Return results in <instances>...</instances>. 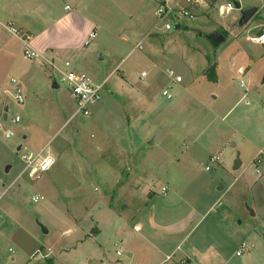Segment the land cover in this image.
Listing matches in <instances>:
<instances>
[{
	"label": "rangeland",
	"instance_id": "obj_1",
	"mask_svg": "<svg viewBox=\"0 0 264 264\" xmlns=\"http://www.w3.org/2000/svg\"><path fill=\"white\" fill-rule=\"evenodd\" d=\"M227 1L234 8L221 16L218 6ZM252 1L209 0L210 6H202L194 19L166 31L157 25L156 0H81L78 10L94 20L95 37L70 67L104 84L99 105L107 98L116 101L111 90L119 97L121 104L101 115L93 112L96 104L90 105V115H72L75 100L63 82L58 88L41 86L37 97L23 88V101L18 102L13 84L1 85L5 65H0V264H157L167 254L164 264H175L180 254L176 243L186 234L190 243L206 227L208 243L218 245L225 255L253 251L254 229L264 245V229L258 226L264 217L251 215L247 202L252 193L243 184L247 177L252 182L262 179L251 157L260 148L264 151V45L246 40L262 31L261 25L264 28V0L251 5L259 7L258 13L245 24H240V9L235 7V2L243 9ZM65 2L35 0L34 6L45 5L57 13ZM15 11L22 15L21 6ZM37 11L35 15L41 13ZM53 16L46 15L45 22ZM219 30L225 35L216 45L210 35ZM1 32L0 39H7ZM54 63L66 67L64 61ZM212 64L215 80L206 76ZM168 68L182 77L172 84L169 99L161 94L170 82ZM141 71L147 72L145 78H140ZM49 80L51 84V75ZM134 90L145 92L139 99L142 112L137 126L132 123V135L120 138L116 129L137 117V106L133 110L123 98ZM244 109L248 124H241V117L236 121ZM236 125L241 133L233 130ZM7 131L13 135L5 137ZM216 132L223 141L211 147ZM44 141L56 157L53 166L37 179L24 172L10 186L24 168L21 155L37 152ZM235 142L237 146H231ZM250 142L258 147L253 150ZM237 154L243 164L235 169ZM216 155L219 159L211 163ZM163 184L168 188L164 195ZM35 194L39 198L34 202ZM189 201L198 215L180 234L162 229L149 235L148 227H135L148 206L150 213L164 210L162 225L177 223L178 217L190 212ZM234 226L241 231L236 237L231 236ZM17 227L40 246L31 255L12 240Z\"/></svg>",
	"mask_w": 264,
	"mask_h": 264
},
{
	"label": "crops",
	"instance_id": "obj_2",
	"mask_svg": "<svg viewBox=\"0 0 264 264\" xmlns=\"http://www.w3.org/2000/svg\"><path fill=\"white\" fill-rule=\"evenodd\" d=\"M17 1L18 0H10L9 2L4 4V1L0 0V34H2L1 31L4 30V34H7L8 36L5 40L4 38L0 39V65H5V74L1 85L4 86L9 81L11 84H13L14 88V84L17 83V86L20 87V89L25 88L27 92L37 97L39 95L38 93L41 89V86L43 85L48 86L49 88L59 87V85L58 87H52V83L50 84L49 77L50 75L52 76L53 72L51 66L48 63V60H53L57 63H60L65 60H69L70 62H72L73 58L79 57L81 55V51L84 50L83 48L87 46L86 44H84L85 39L87 38L89 32L95 29V22L89 16L78 10L79 2L81 0H74L73 3L69 2L70 0H63L64 2H66L64 3L62 9L59 10L57 13H53L51 8L45 5L42 7L38 5L34 6L35 0H19V3H17ZM46 1L48 3L50 2V0H44V3H47ZM252 3L253 4L248 3L245 7L247 8L251 7V5H257L255 4V0H253ZM65 4H70L72 6V9H65ZM19 6H21L22 15L24 16L19 15L15 11L19 9ZM38 9H41V13L35 15L36 12H38ZM258 9L259 7L256 6V12L254 13V15L258 13ZM46 15L54 16L49 21L45 22V18H48L46 17ZM11 27L16 29L18 31V34L11 32ZM259 28H262V31H264L262 25ZM22 34L28 35L29 40L27 41L30 42V44L35 50L39 51L42 54V57L29 59L24 56ZM246 40L250 41L249 36H246ZM2 59L5 60L6 64L3 63ZM47 66L50 68V71H48ZM241 70L242 67L238 66L237 71L240 72ZM11 79H15L16 82H11ZM240 86L243 87L242 80H240ZM6 91V88L2 89L3 93ZM143 93L145 92H137L134 90L125 94L126 97H123L126 102V106L128 105V101L131 102V105L129 104V106L130 108H133V110L137 106L138 109L137 111H135L134 114V116L137 115V117H133V122L131 120V123L129 122V124L122 123V125L119 126V129H116V131H118V134L116 136H119L120 138H127L129 136L128 132L130 133V135H132L131 133L134 131L133 124L135 127L137 126V120L142 112V109L140 108V102L142 101L139 99L143 97ZM115 94L116 93L113 90L110 91V95L114 97L116 101L111 98H107V102H102V104L100 105L99 102L94 103L96 105L93 107V112H96V115H101L107 110L114 111V109H116V105H118L119 103L121 104V102L118 101L119 97H117ZM242 97L243 95H241V97L235 103H232V105L225 112V114L221 116V121L224 120V117L230 112V110L235 105L238 104ZM213 98L214 100H216L217 96L215 95L213 96ZM262 110H264V106L262 107ZM211 111L214 116H219L217 110L212 109ZM74 113L75 112H73L72 115H75ZM246 113L247 110L244 109V111L241 112V114L244 116L239 114V116L236 118V121H238V119L241 117V124H248L249 117L245 116ZM4 117L6 116L4 115ZM24 127L27 126L24 125ZM233 130H238L237 132L241 133L237 125L233 128ZM108 139L113 140V142H117L116 138L110 137V135H108ZM222 141L223 136L216 132L212 134L210 144L208 145H210L211 147L217 146L219 145V143H222ZM250 143H252L253 145V150L258 147L257 144H255L254 142ZM116 144H119L120 146V143L117 142ZM210 146H208V148ZM231 146H237L236 142L232 143ZM262 147H264V144L262 145ZM40 150H48L49 153L55 157L52 150L48 147L47 141H44L40 145L38 151ZM251 160L257 162V167L255 170L262 179L252 182V180L247 177V179L245 178V180L243 181V184L245 187L249 188V191H251L252 193L251 202H247L248 207H252L253 213H251V215L254 216L258 214V216H261L262 219V217H264V151L260 148L259 153L253 154ZM242 164L243 160L240 161L238 167H240ZM22 175V172H19L16 178L10 183V186H12L15 181ZM164 185L165 184H163L162 186ZM230 186L233 185L230 184ZM167 191L168 188L165 194L167 193ZM173 195L174 197H177V195ZM171 196L172 195H170L169 197ZM164 202L168 203V201ZM189 204L190 212L188 211L189 213L187 212L184 215L178 217L179 221L170 225H162L160 222L162 218L160 216V213L162 214L164 210H152V213H150V208L148 206L147 212L146 210L144 211L142 216L135 223V227L141 225L144 229L145 227H148L150 231H152L151 233H149V235H155L156 232L161 233L163 232L162 229H166L165 231H168L167 234H180L183 231V226L188 227L191 224L192 219L196 215H198L199 210L195 209L193 201H189ZM212 205H210V208H213ZM210 208H206L205 211L208 212V209ZM258 226L260 229H264V220H262V222L259 223ZM206 228L202 235L193 239V241H191L190 243H186L188 234H186L182 239H180L178 243H176L175 249L179 250L180 254L175 264H264V245H261V242H259L257 237H255V229L253 230L254 232H250V238H254L255 240H257L256 248L253 251H249L248 248L244 252V255L243 252L238 254V250H235V253H232L230 255H225L219 249L218 245L216 248H214L212 244L208 243V229ZM231 230L233 232L232 234H235L231 235L232 237H236L237 234L241 232L240 227L237 226L231 227ZM13 233L11 234L12 240H14L15 242L18 241L21 246L26 248L29 255H31L36 248L40 247H37L38 243H36V239H34L30 234H28V232L20 228L18 229L17 227ZM229 234L231 233L229 232ZM262 235L264 237V232H262ZM146 242L150 245L148 247H151L156 252H159L155 248V246L151 244V242ZM242 245L246 246L247 243L243 242ZM250 246H253V243H251ZM169 256L170 254L165 255V261H163L162 263L157 262V264H164V262L167 261V258Z\"/></svg>",
	"mask_w": 264,
	"mask_h": 264
},
{
	"label": "built area",
	"instance_id": "obj_3",
	"mask_svg": "<svg viewBox=\"0 0 264 264\" xmlns=\"http://www.w3.org/2000/svg\"><path fill=\"white\" fill-rule=\"evenodd\" d=\"M157 7L154 10L155 16L158 18L159 28L170 31L174 29L175 24H179L181 28L184 21H189L195 18L196 14L201 11L202 6H210L209 0H156ZM65 9H72L70 4H65ZM234 8L232 2L227 1L226 4H221L218 6L219 14L225 15L231 9ZM179 28V29H180ZM10 31L18 34V31L14 28H10ZM23 35V34H22ZM20 35V36H22ZM95 37V31H90L87 38L84 41V44L88 45L91 38ZM250 41L264 45V31L258 32L257 35L249 36ZM28 35L22 36L23 42V54L26 58L34 59L42 57V54L35 50L30 44ZM139 45V44H137ZM136 45V46H137ZM49 65L52 69V77L56 82H63L67 88L70 90L71 95L73 96L76 104L75 113H82L83 115L90 114V105L97 103L101 100L103 83H94L87 75L80 74L73 69H71V62L69 60L64 61L65 68H60L55 65L53 60H48ZM167 77L170 79V82L161 90V94L166 98H172L170 89L173 83H179L182 81V77L177 74L172 68L166 70ZM147 76L146 71H141L140 78H145ZM11 82H16L15 79H11ZM14 96L18 102L23 101L21 95V89L17 86V83L14 84ZM19 117L16 116L14 121H18ZM13 135L12 131H7L5 137ZM24 161V168L21 171L22 174L27 175L31 179H37L43 172L48 171L55 162V157L49 153L48 150H40L38 152H29L23 153L21 155ZM219 157L212 156L210 162L214 163L218 160ZM206 169H209V165L205 166ZM167 190L166 186L160 188V193L165 194ZM3 193L0 195V197ZM39 198L38 194L33 196V201H37ZM243 246V245H242ZM120 251H117L119 254ZM239 254V250L237 251Z\"/></svg>",
	"mask_w": 264,
	"mask_h": 264
},
{
	"label": "water",
	"instance_id": "obj_4",
	"mask_svg": "<svg viewBox=\"0 0 264 264\" xmlns=\"http://www.w3.org/2000/svg\"><path fill=\"white\" fill-rule=\"evenodd\" d=\"M235 7L236 9H240V19L239 22L240 24H245L249 21V19L254 15V13L256 12V7H249V8H243L241 9V5L238 2H235ZM179 24H175L174 25V30H178ZM210 38L214 41V43L217 45L220 41L224 40V36L222 35V33L220 31L214 32L210 35ZM58 83L56 82V80L53 78L52 80V87H58ZM149 143H152V139L149 141ZM20 149V146L17 147V150ZM240 164V159L238 157V154L236 156V159L234 161V168L238 167ZM9 167H6V170H8ZM251 202V199H249L248 203ZM251 213H253V211L251 210ZM43 231L46 232L45 229H43Z\"/></svg>",
	"mask_w": 264,
	"mask_h": 264
},
{
	"label": "trees",
	"instance_id": "obj_5",
	"mask_svg": "<svg viewBox=\"0 0 264 264\" xmlns=\"http://www.w3.org/2000/svg\"><path fill=\"white\" fill-rule=\"evenodd\" d=\"M219 31L225 35L224 30H219ZM206 76L209 80H215L216 79V73H215V69H214L213 64L206 68ZM49 264H52V262L49 261Z\"/></svg>",
	"mask_w": 264,
	"mask_h": 264
}]
</instances>
